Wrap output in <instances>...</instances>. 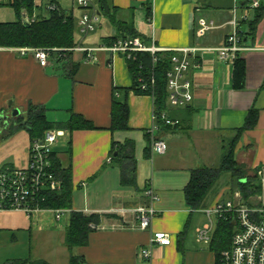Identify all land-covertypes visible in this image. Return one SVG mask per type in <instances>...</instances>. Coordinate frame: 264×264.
Here are the masks:
<instances>
[{
  "label": "crops",
  "instance_id": "crops-1",
  "mask_svg": "<svg viewBox=\"0 0 264 264\" xmlns=\"http://www.w3.org/2000/svg\"><path fill=\"white\" fill-rule=\"evenodd\" d=\"M53 1L34 0V19H48L54 10L50 6L72 16L76 46L103 47L117 35L116 25L100 12L96 30L83 35L79 27L83 12L74 0ZM245 1L108 0L117 10V22L132 24L134 38L144 44L153 42L163 51L196 49L190 60L198 67H191L188 75L191 103L185 108L166 104L165 115L178 122L173 126L153 120L151 96L129 90L133 79L128 60L118 53L95 50L88 57L72 51L67 57L55 51L48 65L41 67L32 55L20 56L18 48H0V169L28 165L32 136L29 129L17 127L15 119L25 116L29 107L42 108L49 124L74 119L78 126L84 125L72 131L54 129L64 133L53 153L71 174V208H42L30 214L0 212V264L21 260L69 264L71 255L85 264H218L219 254L211 242L220 221L207 211L226 201L244 204L242 197L231 190V200L221 201L222 193L211 196L217 181L203 203L191 208L184 190L192 171L218 166L216 160L225 157V142L237 140L236 162L242 163L247 175L256 174L261 185V194L250 199V206L244 205L250 209L264 206V17L250 35L253 0ZM256 1L264 7V0ZM13 2L2 0L0 24L16 22ZM234 16L243 48L238 54L244 65L240 88L234 86V61H221L210 51L225 43ZM200 22L213 28L200 33ZM115 100L127 106L126 127H112ZM15 111L18 114L13 116ZM252 111L255 122L249 128L247 118ZM153 138L166 143L164 154L152 152ZM113 144L118 157L112 153ZM147 187L158 200L152 203L155 215L150 228L142 231L135 210L150 206ZM58 212L62 214L57 219ZM73 212L96 216L99 223L89 225L85 245L69 251L65 240ZM207 225L210 241L203 243L197 231ZM156 232L168 234L171 244L153 247L144 259L140 252L148 248Z\"/></svg>",
  "mask_w": 264,
  "mask_h": 264
},
{
  "label": "trees",
  "instance_id": "trees-1",
  "mask_svg": "<svg viewBox=\"0 0 264 264\" xmlns=\"http://www.w3.org/2000/svg\"><path fill=\"white\" fill-rule=\"evenodd\" d=\"M54 1L52 0L51 4ZM98 10L103 17L116 25L117 35L106 40L107 47L112 46L118 40H125L137 36L132 24H123L117 22V10L108 3V0H96ZM248 0L244 2L247 4ZM12 7L15 11L16 22L11 24H0V48H43L59 49L60 55L67 57L72 53L69 51L76 47L73 39L75 31V23L72 16H64L62 12L51 10L48 19H34V0H14ZM147 16L150 15V8H147ZM25 12L30 20V26L24 27L21 23V14ZM264 17V7L258 6L254 8V16L248 23L249 34L254 35L257 25ZM239 35V32H238ZM240 38V37H239ZM172 53H157L152 57L149 53H136L132 60H128L129 70L132 75V87L129 89L135 95L151 96L154 105V114L158 124L165 125L160 115L167 111V91H166V73L171 68ZM153 58L155 60H153ZM234 86L240 88L242 86L244 65L239 59V55L234 60ZM153 79V85L149 84L148 90L140 89L141 81L147 82ZM141 80V81H140ZM128 116L127 106L124 102L114 101L113 108V125L112 127H126ZM171 120L169 117H167ZM255 112H250L247 118L246 127L254 125ZM17 127L29 129L32 141L42 138L43 134L48 130L64 129L72 131L73 129L84 127L78 126V121L71 119L67 124H49L45 120L44 110L41 108L29 107L25 116L15 119ZM173 121V120H171ZM237 140L230 143L228 154L221 160L216 167H203L191 172L188 185L184 190L186 204L191 208H198L206 198L209 191L223 174H229L231 178V191L239 192L245 205L250 206V199L261 194V185L258 177L255 175H247L242 166H239L235 160L234 147ZM113 151L118 153L117 148ZM116 153V154H117ZM119 156V153L117 157ZM51 172L60 181V187L57 191L44 192V202L40 207L48 210H68L71 208L72 182L71 174L68 169H63L60 162L56 159V155H51ZM98 224L99 220L96 216H84L81 213L73 212L71 214L70 226L66 232L65 244L69 251L78 246L86 244L88 234L91 232L89 225ZM218 232L213 238L211 245L215 249L217 255L230 247L234 226L229 222L220 221ZM6 264H47L43 261L21 260L9 261ZM69 264H85L83 259L71 255Z\"/></svg>",
  "mask_w": 264,
  "mask_h": 264
},
{
  "label": "built area",
  "instance_id": "built-area-1",
  "mask_svg": "<svg viewBox=\"0 0 264 264\" xmlns=\"http://www.w3.org/2000/svg\"><path fill=\"white\" fill-rule=\"evenodd\" d=\"M75 4L82 10L83 14L79 19L80 31L83 35L94 32L100 21L96 0H74ZM2 0H0V4ZM256 0L251 2V8H257ZM49 9H54L50 6ZM230 24L232 32L227 36L225 43L217 48L211 49L217 54L221 61L233 62L238 54L243 51L238 36V22L234 16ZM200 33L211 30L212 24L200 22ZM95 50H105L111 53H118L126 60H132L136 53H149L154 57L157 53H172L171 68L166 73L167 102L176 108H185L193 99L192 83L188 78L191 67L197 68L198 65L191 62L190 58L196 49H178L173 51H163L156 48L151 42L150 45L144 44L139 38H128L118 40L112 46H103L95 49H85L76 46L69 51H79L91 55ZM55 49L43 48H18L16 52L20 56L32 55L41 67L48 65V59ZM153 60H155L153 58ZM141 81V80H140ZM153 79L147 82L141 81L140 89L148 90L149 84L153 85ZM161 120L167 126L177 125V121H171L165 113L160 115ZM153 120L156 121L155 114ZM63 131L48 130L42 138L31 142L29 147V161L25 169L1 168L0 169V212L18 211L23 213H33L42 209L40 204L44 202L43 193L57 191L60 182L51 172V155L53 147L58 140L63 137ZM152 152L162 155L167 150L166 143L153 138L151 141ZM260 173H258L259 175ZM145 195L150 201L148 208H137L135 214L138 220L139 230H148L155 215L152 203L157 201L150 188H146ZM214 214L219 221L229 222L234 226V233L230 242V247L219 253L218 264H264V206L258 209H250L244 204H237L232 201L218 203L207 214ZM61 212L56 214L60 218ZM210 225L197 231V239L203 243H209ZM171 238L162 232L152 233L149 246L141 250L140 255L148 259L151 249L155 246H169Z\"/></svg>",
  "mask_w": 264,
  "mask_h": 264
},
{
  "label": "rangeland",
  "instance_id": "rangeland-1",
  "mask_svg": "<svg viewBox=\"0 0 264 264\" xmlns=\"http://www.w3.org/2000/svg\"><path fill=\"white\" fill-rule=\"evenodd\" d=\"M30 48V47H29ZM231 142V141H230ZM230 142H225V148H226V150H225V156L228 154V152H229V149H230ZM220 161H221V159L219 158V159H217L216 160V163H217V165H219L220 164ZM242 161H245V160H241V159H239V162H242ZM237 164L239 165V166H241V164L242 163H238L237 162ZM229 179H230V175L229 174H223L220 178H219V180H218V182H217V184H216V186L213 188V190L210 192V195L212 196V195H214L215 193H222L221 194V196H220V200L222 201V200H231L232 199V195L230 196V188H231V186H232V184H230V185H228V183H229ZM230 183H232V182H230Z\"/></svg>",
  "mask_w": 264,
  "mask_h": 264
},
{
  "label": "water",
  "instance_id": "water-1",
  "mask_svg": "<svg viewBox=\"0 0 264 264\" xmlns=\"http://www.w3.org/2000/svg\"><path fill=\"white\" fill-rule=\"evenodd\" d=\"M21 23L24 27H29L30 26V21L28 19V17L26 16V14L24 12H22L21 14ZM18 114L17 111L14 112L13 116H16Z\"/></svg>",
  "mask_w": 264,
  "mask_h": 264
}]
</instances>
